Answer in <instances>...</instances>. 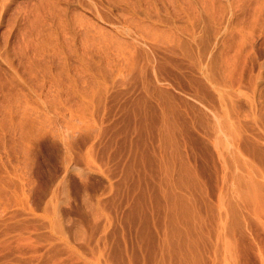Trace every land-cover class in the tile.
I'll list each match as a JSON object with an SVG mask.
<instances>
[{
	"label": "rangeland",
	"instance_id": "rangeland-1",
	"mask_svg": "<svg viewBox=\"0 0 264 264\" xmlns=\"http://www.w3.org/2000/svg\"><path fill=\"white\" fill-rule=\"evenodd\" d=\"M0 74V264H264V0H0Z\"/></svg>",
	"mask_w": 264,
	"mask_h": 264
},
{
	"label": "bare ground",
	"instance_id": "bare-ground-1",
	"mask_svg": "<svg viewBox=\"0 0 264 264\" xmlns=\"http://www.w3.org/2000/svg\"><path fill=\"white\" fill-rule=\"evenodd\" d=\"M39 24L40 23H37L36 27H35L34 26L35 24L32 25V23H31L32 26H30V27H35L37 29ZM41 26L42 25H40V27ZM44 26H45V24H44ZM35 28L33 30H35ZM44 31L45 30L37 31L36 32L37 33L36 38L34 40H33V38H31V36L27 40L22 39V41H26L25 46H22V47L27 48L26 50L29 49L28 51L33 54V56H31V54L29 55V52H28V55H27L28 58H27L24 56L27 53V51L25 50V54L24 53L21 54L22 51H20V55L24 56L23 59L25 60V62H26V58H27V62L25 63V66H26L25 70L28 73H31V71H34L39 66H42L43 60L45 58H47V46H48V42L50 41V39H49V36H43L42 35V32H44ZM32 37H34V36H32ZM1 79H4V78L0 74V86H3L4 83ZM11 96L12 95L9 94L5 98L8 99ZM11 99L14 100L15 107H14V109L9 108L7 110V114L11 117H17V119H18L17 125H19L20 127L27 126V124H28L27 119H30V114L32 113V108L29 105L28 100L26 98H23V97L18 96V95L16 97L11 98Z\"/></svg>",
	"mask_w": 264,
	"mask_h": 264
}]
</instances>
